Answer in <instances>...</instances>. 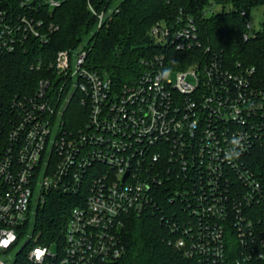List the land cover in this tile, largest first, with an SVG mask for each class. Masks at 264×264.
Listing matches in <instances>:
<instances>
[{
    "label": "built area",
    "instance_id": "built-area-1",
    "mask_svg": "<svg viewBox=\"0 0 264 264\" xmlns=\"http://www.w3.org/2000/svg\"><path fill=\"white\" fill-rule=\"evenodd\" d=\"M64 2L0 0V58L48 43L59 29L49 15ZM241 15L249 39V10ZM150 34L163 51L142 59L133 83L92 69L81 46L38 56L35 87L0 92V264H115L129 219L147 213L193 264H264V183L248 162L264 143L256 67L228 66L210 47L196 55L192 17L157 21ZM170 51L193 61L174 69ZM52 192L76 203L63 237L22 244Z\"/></svg>",
    "mask_w": 264,
    "mask_h": 264
},
{
    "label": "trees",
    "instance_id": "trees-1",
    "mask_svg": "<svg viewBox=\"0 0 264 264\" xmlns=\"http://www.w3.org/2000/svg\"><path fill=\"white\" fill-rule=\"evenodd\" d=\"M113 1L65 0L54 8L49 20L59 29L48 43L41 46L32 40L27 49L0 58L1 94L36 86L41 75L30 66L38 56L48 63L58 51L81 46L89 49L92 69L110 77L116 86L133 83L143 71L142 59L163 51L150 34L152 26L160 20L175 21L179 16L192 17L196 22L204 47L201 52L210 47L228 66L241 63L256 67V78L264 86V31L245 39L246 19L241 15L242 9L249 10L264 0H120L111 7ZM102 12L106 17L100 26L98 14ZM170 53L177 63L174 69H185L193 61L188 52ZM248 162L264 183V143L251 152ZM75 204L70 196L49 194L36 213L37 242L52 245L62 238ZM168 236L158 216L147 213L131 217L122 233L126 251L115 264H193L168 244Z\"/></svg>",
    "mask_w": 264,
    "mask_h": 264
},
{
    "label": "rangeland",
    "instance_id": "rangeland-1",
    "mask_svg": "<svg viewBox=\"0 0 264 264\" xmlns=\"http://www.w3.org/2000/svg\"><path fill=\"white\" fill-rule=\"evenodd\" d=\"M119 1L120 0H114L113 3L111 4V7H115L119 3ZM216 11L218 12V9H216ZM207 16H210V12L207 13ZM247 19L252 25V29L250 30L251 36L255 35L258 32L264 31V3L252 6L249 9V15ZM203 49L204 47L202 46V42H201V46L197 50V52H195V54L199 55ZM171 77L175 79L176 72L172 71ZM75 116L78 117V114L76 113ZM35 209L36 208L34 207V209L31 212L28 226L21 239L22 244L27 243L31 236L33 237L35 236V233H34L35 220H36ZM54 249L57 250V246H55Z\"/></svg>",
    "mask_w": 264,
    "mask_h": 264
},
{
    "label": "clouds",
    "instance_id": "clouds-1",
    "mask_svg": "<svg viewBox=\"0 0 264 264\" xmlns=\"http://www.w3.org/2000/svg\"><path fill=\"white\" fill-rule=\"evenodd\" d=\"M232 144L236 147L241 146V141L239 138H233ZM46 249H35L32 256H34L36 261L41 260V258L45 255Z\"/></svg>",
    "mask_w": 264,
    "mask_h": 264
}]
</instances>
